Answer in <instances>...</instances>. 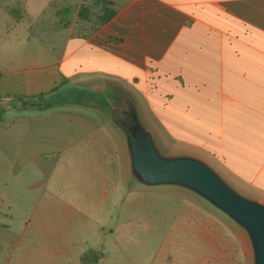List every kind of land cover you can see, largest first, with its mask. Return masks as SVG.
<instances>
[{"label":"crops","instance_id":"1","mask_svg":"<svg viewBox=\"0 0 264 264\" xmlns=\"http://www.w3.org/2000/svg\"><path fill=\"white\" fill-rule=\"evenodd\" d=\"M114 84L161 142L264 201V0H0V264H95L101 202L129 182ZM186 200L181 228L237 242Z\"/></svg>","mask_w":264,"mask_h":264},{"label":"rangeland","instance_id":"2","mask_svg":"<svg viewBox=\"0 0 264 264\" xmlns=\"http://www.w3.org/2000/svg\"><path fill=\"white\" fill-rule=\"evenodd\" d=\"M148 127L166 153L179 152L161 142L153 126ZM117 132L129 182L117 185V202H108L106 212L101 202V223L114 231L106 233L105 243L96 251L91 250L89 257L97 255L95 264H252L249 238L234 222L237 242L225 237L203 239L194 230L181 228L176 220L180 202H188L189 197L195 202L206 201L182 188L145 187L136 183L129 175L124 136L118 128ZM117 176L121 180V171H117ZM180 191L185 192L182 197L178 195ZM240 236L244 241L243 252L237 248L241 246ZM228 245L235 247L230 256L222 253V246ZM163 255L164 259L159 261Z\"/></svg>","mask_w":264,"mask_h":264},{"label":"water","instance_id":"3","mask_svg":"<svg viewBox=\"0 0 264 264\" xmlns=\"http://www.w3.org/2000/svg\"><path fill=\"white\" fill-rule=\"evenodd\" d=\"M100 96L124 136L130 178L145 187L173 186L202 198L246 233L252 264H264V201L240 191L198 155L166 153L142 118L134 95L124 87L111 85Z\"/></svg>","mask_w":264,"mask_h":264},{"label":"trees","instance_id":"4","mask_svg":"<svg viewBox=\"0 0 264 264\" xmlns=\"http://www.w3.org/2000/svg\"><path fill=\"white\" fill-rule=\"evenodd\" d=\"M83 264H88L87 262H85V260L83 261Z\"/></svg>","mask_w":264,"mask_h":264}]
</instances>
